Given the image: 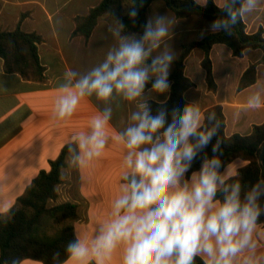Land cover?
I'll list each match as a JSON object with an SVG mask.
<instances>
[{
    "label": "clouds",
    "instance_id": "obj_1",
    "mask_svg": "<svg viewBox=\"0 0 264 264\" xmlns=\"http://www.w3.org/2000/svg\"><path fill=\"white\" fill-rule=\"evenodd\" d=\"M223 15L211 32L231 36L260 0H213ZM206 7L208 0H195ZM143 0H130L125 14L135 26ZM107 33L111 43L102 60L86 71L66 69L58 81L59 120L70 118L81 101L94 98L105 107L65 145L70 168L99 158L111 140L123 149L119 194L92 237L75 235L55 264H264L258 227L264 217V177L247 186L225 165L218 133L222 122L198 101L166 106L176 54L171 47L175 15L154 14L129 32L115 12ZM165 96V100L158 99ZM128 108L110 132L113 107ZM153 104L157 106L154 108ZM249 109L264 107V92H253ZM215 139V142L214 141ZM211 146V154L207 149ZM199 160L200 167L193 169ZM9 264V262H5ZM10 264H25L12 258Z\"/></svg>",
    "mask_w": 264,
    "mask_h": 264
},
{
    "label": "crops",
    "instance_id": "obj_2",
    "mask_svg": "<svg viewBox=\"0 0 264 264\" xmlns=\"http://www.w3.org/2000/svg\"><path fill=\"white\" fill-rule=\"evenodd\" d=\"M102 0H0V31H13L19 25L27 33L42 37L38 54L44 67L42 79H26L18 73H8L0 58V214L6 216L17 208L18 200L41 171H49L51 162L62 154L71 136L87 128L91 118L105 107L103 102L86 98L76 112L66 120L55 116V104L61 91L58 81L66 69L86 71L103 59L111 37L107 25L111 18L99 19L89 39L73 35L75 19L85 16ZM126 12V8H125ZM154 14L175 15L163 0L154 1L148 8L147 19ZM177 18V17H176ZM57 20L58 23L55 22ZM249 34L264 30V0L258 8L244 18ZM209 23L200 16L178 19L170 41L176 59L182 46L202 40L212 33ZM201 49H194L186 60L185 74L196 87L185 93L188 102L198 101L202 110L222 106L225 119V135H248L253 126L264 123V107L249 109L248 97L255 91L264 92V64L257 67L254 85L239 91L238 86L247 68L259 62L262 52L248 50L243 57H235L229 47L214 45L210 58L213 63L216 91L206 82V72L201 62ZM175 59V60H176ZM173 66H171V72ZM170 93L167 96V100ZM164 101L165 96L158 97ZM113 107L114 126L126 117L128 108ZM67 157V152H66ZM67 163V162H66ZM123 149L109 141L102 155L82 169L70 168L62 172L58 186V199L52 205L71 203L77 207L74 222L75 235L91 238L99 222L106 219L111 203L119 194L122 173ZM248 162L236 159L228 164L238 172ZM259 254L264 255V225L259 224ZM25 264H43L27 259ZM113 264H118V257Z\"/></svg>",
    "mask_w": 264,
    "mask_h": 264
},
{
    "label": "trees",
    "instance_id": "obj_3",
    "mask_svg": "<svg viewBox=\"0 0 264 264\" xmlns=\"http://www.w3.org/2000/svg\"><path fill=\"white\" fill-rule=\"evenodd\" d=\"M156 0H143V7L139 8V15L135 26L125 14V6L130 0H102L85 16L75 19L76 28L73 35H82L89 39L99 21L109 12H115L127 25L129 32L141 31V26L147 20L149 6ZM178 19L191 16L204 18L209 25L217 17L223 15L213 0H208L206 7H201L195 0H163ZM111 18V17H110ZM244 20L236 25L233 35L224 32H212L202 40L187 43L182 46L179 57L174 60L173 71L170 74L171 91L166 102L169 110L173 107H183L188 101L185 93L196 87L185 74V64L194 49H201L204 58L201 62L206 72V82L211 91H216L213 63L210 52L214 45L222 44L229 47L235 57H243L248 50H259L262 57L259 62H253L244 72L238 90L242 91L257 81V67L264 64V30L261 28L256 33L246 31ZM42 37L37 33H27L19 25L13 31H0V58L5 62L8 73H18L26 79H42L44 67L41 65L38 54V44ZM157 105L153 104L155 108ZM214 110L222 122L218 138L223 141L222 160L227 166L236 159L247 161L248 164L238 172L242 183L250 186L258 178L264 177V167L260 156L264 146V123L253 126L248 135H225L226 119L222 106H214L206 111ZM214 138V141L215 142ZM211 154V146L207 149ZM66 152L64 150L57 160L51 162L49 171H41L33 183L27 188L26 193L19 198L17 208L11 210L6 216L0 214V264L9 262L12 258L32 259L43 264H55L52 259L54 252L61 253L65 259V246L74 238V222L77 219V207L71 203L52 205L58 199V186L62 183V172L67 166ZM200 167L197 160L193 169ZM264 225V217H261ZM197 264L202 261L197 258Z\"/></svg>",
    "mask_w": 264,
    "mask_h": 264
},
{
    "label": "water",
    "instance_id": "obj_4",
    "mask_svg": "<svg viewBox=\"0 0 264 264\" xmlns=\"http://www.w3.org/2000/svg\"><path fill=\"white\" fill-rule=\"evenodd\" d=\"M261 163L264 167V146L262 147L261 156H260Z\"/></svg>",
    "mask_w": 264,
    "mask_h": 264
},
{
    "label": "rangeland",
    "instance_id": "obj_5",
    "mask_svg": "<svg viewBox=\"0 0 264 264\" xmlns=\"http://www.w3.org/2000/svg\"><path fill=\"white\" fill-rule=\"evenodd\" d=\"M55 22L58 23L57 20H55Z\"/></svg>",
    "mask_w": 264,
    "mask_h": 264
}]
</instances>
